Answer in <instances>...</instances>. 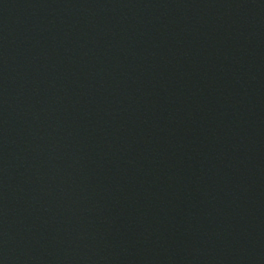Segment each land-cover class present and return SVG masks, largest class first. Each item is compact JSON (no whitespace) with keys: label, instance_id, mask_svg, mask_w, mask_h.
<instances>
[{"label":"water","instance_id":"obj_1","mask_svg":"<svg viewBox=\"0 0 264 264\" xmlns=\"http://www.w3.org/2000/svg\"><path fill=\"white\" fill-rule=\"evenodd\" d=\"M0 264H264V0H0Z\"/></svg>","mask_w":264,"mask_h":264}]
</instances>
